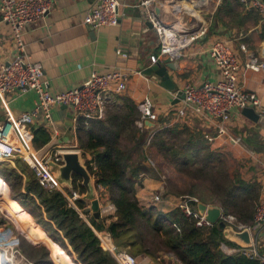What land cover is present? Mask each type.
Returning a JSON list of instances; mask_svg holds the SVG:
<instances>
[{
    "label": "crops",
    "instance_id": "crops-1",
    "mask_svg": "<svg viewBox=\"0 0 264 264\" xmlns=\"http://www.w3.org/2000/svg\"><path fill=\"white\" fill-rule=\"evenodd\" d=\"M53 1L54 5L46 17L28 27L23 35L26 52L32 62L41 65L43 80L47 81L48 91L51 94L78 87L92 72L104 73L114 68H121L130 73L140 72L141 75H133L129 79L125 91L115 97V104L121 106L122 98L130 99L136 106L145 98L152 100L158 120L153 127L146 126L144 131H147L148 138L149 135L162 129H186L189 133L200 135L203 140H205L203 137L206 134L214 137L212 142L205 141L210 149L216 152H225L229 146L239 147L244 153V157L245 155L249 157L243 167L245 173L240 175L243 180L258 184L259 203H264V75L245 67L250 56L264 60V16L252 8L250 5L252 0H246L244 3L240 0L244 6L233 4L232 9L221 6V0H204L202 2L197 0L192 3L199 8L205 7L206 9L201 8L199 16H191L187 12L184 14L200 20L195 27L202 26L206 29V33L184 49L178 59L173 60L175 61L174 70L167 69L175 91H168L152 77L143 75V71L152 66L150 57L158 54L157 35L147 20V14L149 10L154 11L155 8H159V20L168 25L174 24L176 21V18L172 16L174 6L172 7L170 3L173 1L172 3H176L175 6L178 7L185 0H153L150 6L142 4L147 0H118L120 3L119 23L115 26L98 29H90L83 23L87 11L95 0ZM128 7L140 9L142 13L140 21L127 11ZM202 12L207 14L205 19H201ZM184 14L181 13V15ZM147 22L150 23V27L146 25ZM181 28L185 30L183 27ZM193 29L194 27L190 28L191 31ZM219 40L227 43L239 62L236 73L239 89L242 92H255L262 104V108H250L263 119L262 122H252L242 114L243 109H234L229 120L223 123L227 136L238 137L239 145H230L226 136L216 138L215 123L205 118L194 115L192 112H188L186 118H180L177 115L182 107V96L176 101L177 93H182L186 84L202 87L206 83H214L219 79V71L208 52L210 45ZM242 46L245 50L241 49ZM116 51H120V54L117 55ZM14 52L15 47L10 28L0 18V64L9 62L13 58ZM163 60L164 58H161L158 63ZM4 100L8 103L9 111L14 116H18L33 108L36 95L33 92L21 94L16 91L5 96ZM72 115V110L68 107H54L51 119L53 126L58 130L55 136L52 134V126L43 125L41 117H37L30 128L31 132L33 128L43 126L50 136V141L39 150L32 147L36 159L58 151H82L79 149L77 137L79 124L76 125L72 121ZM4 117V110L0 103V121ZM252 137L259 142V147H262L258 152L245 143L246 139ZM88 155L87 153L86 158ZM13 168H15V162ZM23 177L25 180L24 175ZM157 184L147 176L139 178L135 186V196L141 209L147 210L149 207H155L159 212L167 213L178 206L181 198L166 195L162 198L161 203L150 204L148 202L149 190L158 188ZM2 196L8 198L6 188ZM5 202L2 200L3 206ZM88 206L86 205L84 209ZM76 210L85 218L83 212L78 208ZM5 211L11 214L10 210L5 209ZM88 215L91 216L89 213ZM17 219H20L18 215ZM100 219L102 218L100 217ZM28 220L25 218L24 221L17 222L24 223L25 234L32 242L39 243L34 245L44 244L50 249L42 234L27 226ZM109 222L105 221V224ZM99 233L107 234L105 231ZM255 234L258 236L260 244L264 245V229L257 230L253 235ZM68 249L76 260V256L69 246ZM53 250L55 258L58 253L62 256L61 263L58 264H72L62 251L57 248H53ZM137 257L140 258L139 261H143L141 264H181L174 256L167 253L159 254L155 258L146 255Z\"/></svg>",
    "mask_w": 264,
    "mask_h": 264
},
{
    "label": "trees",
    "instance_id": "trees-1",
    "mask_svg": "<svg viewBox=\"0 0 264 264\" xmlns=\"http://www.w3.org/2000/svg\"><path fill=\"white\" fill-rule=\"evenodd\" d=\"M221 3L231 9L233 4L244 6L240 0H221ZM139 117L137 106L130 99L122 98L121 106L114 104L107 108L104 120H91L86 125L79 121V149L83 157L87 153L92 157L85 161L87 171L95 186L106 188L109 200L116 207L115 219L108 224L85 213L79 200L75 205L85 218L69 206L61 192L43 190L21 160H15V168L0 164V187L6 188L15 212L33 222V229L42 234L51 249L44 244L34 245L39 243L22 234L29 241L20 239L25 256L34 264H58L62 256L58 253L55 258L53 248L72 257L69 246L76 256V260L69 259L72 264H117L97 236L105 231L117 249L134 256L155 258L167 253L181 264H261L243 255L222 253L221 242L233 243L225 241L215 225L207 231L196 228L195 220L184 217L178 208L167 213L155 207L141 209L135 186L140 176L152 174L146 165V153L152 157L160 155L175 173L186 179L183 190L172 189L168 191L170 194L187 195L204 204L217 203L226 214L246 226L253 223L259 204V186L243 180L236 169L229 172L224 166L226 155L211 150L200 135L186 129H162L148 138L147 131H141L136 125ZM32 134L31 144L35 150L50 141L43 126L33 128ZM245 143L256 152L262 149L254 137L246 139ZM154 170L158 174V170ZM81 182L79 176L73 175V190L68 193L83 194Z\"/></svg>",
    "mask_w": 264,
    "mask_h": 264
},
{
    "label": "built area",
    "instance_id": "built-area-1",
    "mask_svg": "<svg viewBox=\"0 0 264 264\" xmlns=\"http://www.w3.org/2000/svg\"><path fill=\"white\" fill-rule=\"evenodd\" d=\"M241 1L246 2V0ZM172 2L170 5L174 6L175 3ZM152 3L153 0H147L142 4L150 6ZM53 5V0H0V18L9 26L15 47L13 58L6 64H0V103L5 114L4 119L0 121V164L14 167L15 160H21L28 166L43 190L49 193L61 192L66 197L69 206L77 209L75 202L79 199V194L77 192L69 194L56 181L50 167L51 162L61 163L60 153L65 151H58L36 159L31 144L33 134L30 128L40 116L43 125L52 126V134L55 136L58 130L53 126L51 119V112L55 106L70 108L73 113L72 121L76 125L80 123V120L85 125L91 120H104L107 108L114 105L115 97L125 91L129 79L141 73H130L121 68H114L104 73L92 72L78 87L51 94L48 91L47 81L43 80L41 65L32 62L26 52L23 35L32 24L42 21ZM250 5L264 16V0H252ZM172 16L176 18V21L168 25L160 21L153 10L148 11L147 20L151 23L158 39V54L150 57L152 65L157 64L161 58L178 59L184 49L206 33V29L202 26L194 27L192 31L187 32L180 27L178 18L173 12ZM119 21L120 3L118 0H95L87 11L83 23L93 29H98L115 26ZM241 49L245 50L243 46ZM208 52L220 77L216 82L206 83L202 87L186 84L182 89V107L177 115L180 118H186L187 113L192 112L194 115L205 118L215 123L216 138L226 136L230 145H239L238 137L227 136L223 123L229 120L234 109L262 108L261 100L255 92H242L239 89L236 75L239 62L225 41L219 40L212 43ZM116 54L119 55L120 51H116ZM245 67L264 75V60L256 56H250ZM16 91L21 94L33 92L36 95L33 108L18 116H14L9 111L8 103L4 100L5 96ZM137 110L140 117L136 125L141 131L147 128L145 123L157 122L158 116L151 99L145 98L139 102ZM203 138L208 142L214 140V137L207 134ZM87 158L89 161L92 157L88 155ZM95 189L96 198L99 201L100 217L109 222L115 216L116 207L109 200L106 188L97 185ZM152 202L158 204L162 202V199L159 195H155ZM198 202L196 198L183 197L176 208L180 209L184 217L194 219L196 228L207 231L214 225L207 221L205 214L198 213L196 209ZM206 205L218 207L221 210L219 221L225 226L232 227L236 232L244 229L249 231L251 239L249 247H241L234 243L228 246L226 242H221L220 251L227 256L243 255L249 260H257L264 264V245L260 244L256 234L253 235L257 230L264 229V203H259L255 208L253 223L250 226L238 223L232 215L226 214L216 203ZM173 226L179 232L177 226ZM4 228L0 230V264H34L22 253L18 238L13 234L8 237ZM102 235L111 239L108 233ZM104 248L110 252L117 264H141L137 256L126 250L117 249L113 242L110 248L105 246Z\"/></svg>",
    "mask_w": 264,
    "mask_h": 264
},
{
    "label": "water",
    "instance_id": "water-1",
    "mask_svg": "<svg viewBox=\"0 0 264 264\" xmlns=\"http://www.w3.org/2000/svg\"><path fill=\"white\" fill-rule=\"evenodd\" d=\"M127 11L131 12V14L135 18H138L139 21L141 20L142 13L138 7L134 9L132 7H128ZM154 14L156 17L159 16V8H155ZM146 25L150 27L149 22H147ZM87 27L93 29L90 26ZM174 62L175 61H173V59L166 58L161 63L159 62L146 68L143 71V75L152 77L164 89L168 91H175V87L167 74V69H175ZM180 96H182V93L178 92V98L176 99V101ZM242 114L252 122L257 123L263 121V119L260 118L253 109L245 108L242 110ZM145 125H148L149 127L154 126L153 123H145ZM60 157V164H55L52 162L50 163L51 171L53 172L56 181L62 187L67 188L69 191H72V176H79L82 179L81 185L84 188V193L78 200L84 207L87 205V202H89V206L84 209V212L89 213L95 220H99V201L95 197L92 178L88 173L85 164H83L80 153L77 151H65L60 153ZM196 209L200 215L205 214V218L207 219V221H209L212 225H215L218 230L221 231L224 240L241 247H249L251 245V239L249 231L247 229H244L241 232H236L232 227L225 226L224 223L219 221L221 210L218 207H208L206 204L198 202L196 203Z\"/></svg>",
    "mask_w": 264,
    "mask_h": 264
},
{
    "label": "rangeland",
    "instance_id": "rangeland-1",
    "mask_svg": "<svg viewBox=\"0 0 264 264\" xmlns=\"http://www.w3.org/2000/svg\"><path fill=\"white\" fill-rule=\"evenodd\" d=\"M196 1L197 0H186V3H188V4L183 5V7L178 6L177 7V11H180L181 9H184V6H185L186 8L188 7L187 9L190 10V12L192 14H194V15L197 14V16H199L200 10H202V9L204 10L206 8L205 7L204 8L201 7L202 8L201 9L199 7H196L195 5H192V3H195ZM206 13H208V12H206ZM209 13H210V10H209ZM206 15L207 14H203V12H202L201 15H200L201 19L202 18L205 19ZM199 21L200 20L196 19L195 17H190L189 15H185V14L182 15V19L180 21L178 20V22L181 25H183L181 27H183L185 29V31H187V32L191 31L190 30L191 27L197 26ZM176 141L179 142V140H176ZM147 146L148 145L146 144V147ZM74 151H76V150H74ZM77 152L80 153L81 159L83 161V164H85V161L87 160L86 155H85V157H83L82 156V154H83L82 151H78L77 150ZM222 153H224L226 155V159L224 160V166L229 172L232 173L236 169L240 174L241 173H245V170H244L243 167L247 163V161L249 160L248 159L249 157L247 155H245V157H244V153L242 152V150L239 147L229 146V148L227 150H225V152H222ZM146 156H147L146 165L149 167V169H151V173H152L150 175H147V177H149L150 179H152L153 181L158 183L157 184L158 188H151L149 190L150 198L148 197V199H149L148 202L150 204H153L152 198L155 195H159L161 197V199L163 197H165L166 195H172V196L177 197L176 195L170 194L168 191L172 190V189H176V188H179L180 190H183V187L185 185L186 179L183 178L180 174L175 173L173 171V167L168 165L167 161L162 159L160 155L152 157V155L146 153ZM155 168L158 170V174L155 172V170H154ZM141 177H143V176H140V178ZM92 182H93V190L95 192V197H96V192L97 191L95 189L93 178H92ZM0 189H1L0 190V230H2L5 227L4 231L8 235V237L11 234L15 235L18 238L19 247L21 249L20 239H21V241H23L24 239H26L23 235H25V236H27V235L25 234V227H23L24 223L20 224L17 221H24L25 218L23 216H21V215H18L17 213L16 214L18 215V217H20V219H16L15 217H11V216H14L13 214H15V213L10 214V217H6L5 216V213H4L5 212V207L3 206L2 200L3 201H8V202H9V200H8V198L2 196V193L4 192V189L2 187H0ZM68 191L69 190H67V192ZM10 195H11V192L9 190V196ZM82 195L83 194L79 195V198H81ZM183 197H189V196L184 195V196H181L180 198H183ZM87 205H89V202H87ZM31 223L33 224V222H31V220L29 219L27 221V226L29 228L33 229ZM7 228H9L10 231L8 230V232H7ZM226 244L228 246H230L228 243H226ZM21 251H22V249H21ZM68 257L71 260V258H73V255H72V257H70V256H68ZM139 260H140V258H139ZM140 262H143V261H140ZM144 264H146V263H144Z\"/></svg>",
    "mask_w": 264,
    "mask_h": 264
},
{
    "label": "bare ground",
    "instance_id": "bare-ground-1",
    "mask_svg": "<svg viewBox=\"0 0 264 264\" xmlns=\"http://www.w3.org/2000/svg\"><path fill=\"white\" fill-rule=\"evenodd\" d=\"M204 1V0H203ZM183 2V1H182ZM200 2H202V1H200ZM185 4H187L186 3V0L184 1V3H182V4H180V6L181 7H183V5H185ZM175 5H177L176 3L174 4V7H173V9H172V12L175 14V16L178 18V20L180 21L181 20V13L182 14H184V13H188V14H190L191 16L193 15V16H195V15H197V14H192L191 12H190V10H188L185 6H184V9H181L180 11H177V6H175ZM195 6L196 7H198L196 4H195ZM181 15V16H180ZM4 207H5V209H8V210H10L11 211V214L12 213H15L16 214V212H15V205H13L10 201L8 202V201H6L5 202V204H4ZM14 211V212H13ZM5 213V216L6 217H10V213H8L7 211H5L4 212ZM15 214H13L14 216H11V217H15ZM16 219H17V214H16V217H15ZM100 236V238H101V240H102V242H103V244L105 245V247H107V248H110L111 247V241H110V239H108V237L107 236H104V235H102V234H100L99 235Z\"/></svg>",
    "mask_w": 264,
    "mask_h": 264
}]
</instances>
